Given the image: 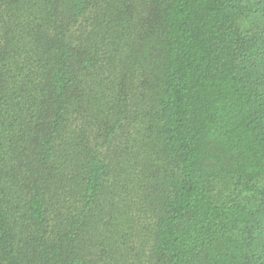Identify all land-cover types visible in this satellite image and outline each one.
I'll use <instances>...</instances> for the list:
<instances>
[{"label":"trees","instance_id":"trees-1","mask_svg":"<svg viewBox=\"0 0 264 264\" xmlns=\"http://www.w3.org/2000/svg\"><path fill=\"white\" fill-rule=\"evenodd\" d=\"M0 264H264V0H0Z\"/></svg>","mask_w":264,"mask_h":264}]
</instances>
